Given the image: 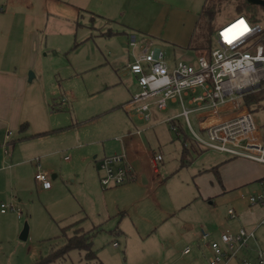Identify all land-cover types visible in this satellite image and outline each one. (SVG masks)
Returning a JSON list of instances; mask_svg holds the SVG:
<instances>
[{"label":"rangeland","instance_id":"1","mask_svg":"<svg viewBox=\"0 0 264 264\" xmlns=\"http://www.w3.org/2000/svg\"><path fill=\"white\" fill-rule=\"evenodd\" d=\"M85 1L91 3L94 13L98 11L95 9H99L111 15L114 21L107 24L104 18L95 15L91 18L88 13L81 11L78 21L70 23L76 27V33L70 36L57 35L52 39L55 52H50L44 59L43 79L48 89L50 87L54 92V99L51 101L54 110L52 116L59 125L66 128L56 138L85 146L81 161L87 156L90 164L87 165L88 169L83 167L85 163L83 166L79 164L76 173L89 175L93 156L102 160L112 157L111 152L118 155L125 152H120L124 137L119 134L131 122L123 114L122 105L140 91L134 78L121 74L123 68L133 62V53L135 55L138 51V48L132 49L129 46L127 36L136 34L139 45L151 41L153 49L162 51L169 68L175 62L195 63L197 52L189 50L188 43L206 0ZM210 1L221 5L217 15V29L237 16L246 17L249 21L257 17L259 22L264 19V7L250 5L247 0ZM216 48L218 46L214 41L213 49ZM186 101L187 98H184L185 103ZM238 103L241 107L248 108L258 133L264 136V98L248 104L243 98H238ZM181 111L180 103L168 101L166 111L159 112L153 108L150 120L145 122L149 128L155 123L164 122L162 126L160 124L146 132L144 128L139 129V139L163 158V162L158 163L162 186L158 192L160 199L157 201L162 209L168 208V211L178 205L177 211H174L176 214L152 234L140 238L135 233V227L139 225L141 231L144 228L142 224H149L147 220L155 221L159 218L157 216L160 209L153 198L144 199L141 208L130 217H122L119 213L114 219L122 223L126 229V237L107 231L94 236L93 249L103 264H207L213 254L202 240L200 232L208 231L204 224V221H208V215L222 223L218 236L214 238L217 241L222 231L236 232L240 228L254 230L255 238L248 243V250L240 251L238 258L232 262L240 261L248 252L249 255L264 252V223H261L264 221V205H253L249 200L252 196H264V165L244 158H230L195 143L201 149L200 155L196 156L193 163L183 167L180 161L183 138L186 135L189 142L194 143L193 135L182 117L176 118L182 129L179 135L167 122L165 124V120L178 116ZM189 119L194 132L201 134L196 115L190 114ZM157 139L160 143H157ZM63 156L72 158L68 151ZM61 161L64 165V161ZM208 161L217 162L213 167L218 172L216 176L213 167L206 168V173L214 178L216 190H212V194L207 196L212 195L209 200L202 192H198L193 178L198 173L197 170L202 169L203 164L206 165ZM221 165L226 166L219 169ZM94 170L97 177V170ZM72 180V177L65 178V188L51 200L52 206L46 207L43 203L36 202L30 212L17 208L23 213L20 232L24 223L29 228L28 238L24 242L18 239V235L9 232V228L14 226L16 213L8 211L5 220L8 229L0 226V232H3L0 233V264H35L46 259L52 251L64 244V232L72 234L71 229L67 228L71 222L79 221V227L89 229L88 231L99 228L96 224L97 211L109 204L111 211L116 201L115 194L121 192L123 187L104 188L98 178V187L90 183L88 190L82 192L83 196L78 197L79 205L87 209H84L87 218L82 212L75 211L70 191H75L77 183ZM223 180L231 188H224ZM68 189L69 195L66 194ZM119 198H123V195L119 194L118 200ZM8 203L4 202L6 205ZM15 203L16 201L13 206L16 208ZM228 209L234 211L233 218L228 215ZM108 222L105 221V224ZM113 243L117 244L116 247ZM186 248L191 249V253L182 256ZM79 263H85L83 253L73 250L50 264Z\"/></svg>","mask_w":264,"mask_h":264},{"label":"crops","instance_id":"2","mask_svg":"<svg viewBox=\"0 0 264 264\" xmlns=\"http://www.w3.org/2000/svg\"><path fill=\"white\" fill-rule=\"evenodd\" d=\"M90 4L85 0L82 2L80 0H0L2 6L0 8V205L9 202L8 204L14 209L18 208L26 212H30L36 202L50 207L53 204L51 200L58 192L64 190L65 178L72 177V182L77 183L75 191L73 189L70 191L73 205L75 204L76 207L75 211L82 212L88 218L85 212L87 209L79 205L80 198L78 197L83 196L82 192L88 190L90 183L97 186V178L99 181L98 162L100 160L93 156L94 161L90 166L91 173L89 175L88 173H76L79 164L83 166L85 163L83 167L86 166L88 169V157L84 156V161H81L85 146L70 144L56 138V135L64 132L66 128L59 125L52 116L54 110L51 101L54 99V92L50 87L48 89L44 82L43 64L45 57L50 52H55L51 43L52 39L57 35L70 36L76 33V27L70 23L78 21L81 11L88 13L91 18L94 15L104 18L107 24L114 21L112 16L104 11L95 9L98 11L94 13ZM87 10H93V12ZM109 32L112 31L109 30ZM30 74L32 75L30 76ZM121 74L134 78L126 67L123 68ZM122 112L131 123L133 122L129 123V126L119 134L124 137L120 152L125 150L123 153L130 169V178L126 183L119 185L123 188H121V192H116V201L112 210L110 211L109 204L97 211L99 213L96 224L99 225L100 231L96 233V236L107 231V233L113 232L115 235L126 237V229L120 221L114 218L119 213L122 217H130L133 212L137 213L141 208L144 199L153 198V201L156 202L155 205L160 209L157 216L159 218L155 221L147 220L149 224H142L144 228L141 231L139 225L135 227V233L138 237L143 238L166 224L168 219L176 214L174 211H177L178 205L175 209H170L172 211L160 207L157 200L160 199L158 192L162 184L159 179V170L155 173L152 162V157L156 155V152L139 139L141 133L137 134L140 128H144L146 132L150 128L159 127L160 124L162 126L164 122L155 123L149 128L145 122L138 120L134 115L123 110ZM23 124L27 125L25 129H21ZM157 143H160L159 139H157ZM192 149L193 153H195L194 150L198 151L199 154H196L198 157L201 151L195 146ZM67 151L72 154V158L63 156ZM111 154L118 155L113 152ZM61 159L64 161V165H62ZM162 162L163 160L159 163ZM216 163V161H208L206 165L204 163L202 169H198V173L193 176L198 192H202L205 198L212 194V190L216 191L213 176L206 173V168L213 167ZM225 166L219 167V169H223ZM94 169L97 170V177ZM38 170L48 173L51 181L50 189H43L35 181L34 175ZM224 183V188H231V185ZM119 186H114V188ZM66 194L69 195V189ZM119 194H122L123 198L118 200ZM211 197H207V200ZM15 201L16 208L13 206ZM7 213L8 211L0 212V226L4 229H8V225L5 224ZM20 213V216L16 214L12 229L9 228V232L12 231L18 237L23 215L22 211ZM207 219L209 222L204 221V224L208 228L207 232L214 239L218 236L222 223L216 221L211 215H208ZM105 221L109 222L105 224ZM69 225H75V228H79L83 232L89 230H84L82 226L79 227V221L71 222ZM133 225L135 224L133 223ZM94 238L92 242L95 240ZM113 244L116 247L117 244ZM183 252L182 256H187L191 253V249L188 254ZM249 253H245L243 258L249 260L251 264H257L256 255L254 253L249 255ZM99 260L103 264L100 258ZM229 264L242 263L241 260H238Z\"/></svg>","mask_w":264,"mask_h":264},{"label":"built area","instance_id":"3","mask_svg":"<svg viewBox=\"0 0 264 264\" xmlns=\"http://www.w3.org/2000/svg\"><path fill=\"white\" fill-rule=\"evenodd\" d=\"M127 39L132 49L138 48L135 55L133 53V62L126 68L140 91L122 105L125 112L147 122L153 108L162 112L167 110L168 101L180 103V114L165 120L173 131L177 129L172 121L182 117L197 145L230 158H244L264 165V136L258 133L248 108L238 103V98L259 90L260 84L264 83V19L255 22L237 16L217 29L215 43L218 48L198 51L195 63L175 62L172 68L166 63L162 51L153 49L151 41L139 45L134 33ZM184 98H187L186 103ZM190 114L196 115L201 134L194 132ZM161 161L159 154L152 157L155 173L157 163ZM129 174L125 154L99 162V182L104 188L126 183ZM34 179L43 189L51 188L47 172L38 170ZM249 200L253 205H264V196H252ZM7 211L21 215L11 205L1 204L0 212ZM227 213L234 217L232 209ZM200 234L213 254L207 264L231 263L238 258L240 251L248 250V243L255 238L254 230L245 228L236 232L223 231L218 241L207 231L202 230ZM189 252L190 249L186 248L183 253ZM241 263L251 264L243 257ZM256 263L264 264V252L256 253Z\"/></svg>","mask_w":264,"mask_h":264},{"label":"trees","instance_id":"4","mask_svg":"<svg viewBox=\"0 0 264 264\" xmlns=\"http://www.w3.org/2000/svg\"><path fill=\"white\" fill-rule=\"evenodd\" d=\"M220 6L221 5H219L218 3H213L210 0L205 1L195 22V29L188 44L189 50L196 52L201 49L211 50L213 48L215 36H216L215 34L217 31L216 28L217 15ZM254 21L259 22V19L257 20L255 19ZM242 98L244 99V102L247 104L250 101L255 102L264 98V83L260 84L259 90L245 94L242 96ZM172 123L173 125L176 126L177 132L182 133V129L179 127L177 120L172 121ZM26 127L27 125L23 124L21 126V129H25ZM194 146H195V142L190 143L188 137L184 135L183 148L180 159L181 165L183 167L190 165L196 158V154H199L198 151L196 150H194L195 153H193L192 147L194 148ZM198 149L201 151L200 148ZM99 162H98V170H99ZM213 170H215L214 171L215 175L218 176V172L215 167L213 168ZM67 228L72 230V234L67 235L66 232L63 233L64 244L57 250L52 251V253L46 259L40 260L35 264H50L57 259L65 257L69 252L73 250L83 253V259L85 261V263L83 264H102L96 254V251L93 249V242H92V239L94 238L96 233L100 231L99 228L87 232H83L81 229L75 228V225H69L67 226Z\"/></svg>","mask_w":264,"mask_h":264},{"label":"water","instance_id":"5","mask_svg":"<svg viewBox=\"0 0 264 264\" xmlns=\"http://www.w3.org/2000/svg\"><path fill=\"white\" fill-rule=\"evenodd\" d=\"M247 3L250 4V5H260L262 7H264V1L262 0H247ZM32 74H30L31 76ZM144 183V181H143ZM28 231H29V228H28V225L26 223H24L23 225V228L19 234V240L20 241H26L27 238H28Z\"/></svg>","mask_w":264,"mask_h":264}]
</instances>
